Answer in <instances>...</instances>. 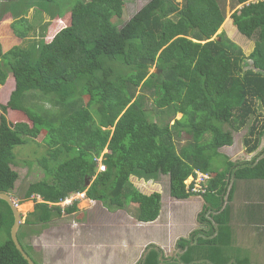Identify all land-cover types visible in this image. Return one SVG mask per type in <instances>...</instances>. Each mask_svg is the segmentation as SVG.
<instances>
[{
    "label": "trees",
    "instance_id": "16d2710c",
    "mask_svg": "<svg viewBox=\"0 0 264 264\" xmlns=\"http://www.w3.org/2000/svg\"><path fill=\"white\" fill-rule=\"evenodd\" d=\"M235 3L232 24L254 41L248 57L216 35L229 23L219 0H150L130 19L126 0H0V38L8 29L14 43L24 42L33 32L30 9L49 18L27 47L0 44V194L11 195L18 180L15 147L41 137L47 148L44 178L24 192L35 204L21 227L75 214L76 200L58 205L79 194L111 212L132 206L136 222L152 223L161 195L142 194L130 178L164 176L170 198L200 196L205 205L197 229L176 241L179 254L160 261L162 251L148 245L140 264H232L229 181H264V150L221 171L210 163L235 132L246 130L245 154L264 139V0ZM247 60L252 69L244 70ZM196 173L208 177L202 195L184 184ZM13 221L0 200V230L8 224L0 264H28L11 240Z\"/></svg>",
    "mask_w": 264,
    "mask_h": 264
},
{
    "label": "rangeland",
    "instance_id": "374dc122",
    "mask_svg": "<svg viewBox=\"0 0 264 264\" xmlns=\"http://www.w3.org/2000/svg\"><path fill=\"white\" fill-rule=\"evenodd\" d=\"M5 1V0H3ZM7 1V0H6ZM150 0H126L125 10L127 13V18L130 19L136 12H138L146 3H148ZM179 5L182 3L183 0H174ZM221 8L224 10L225 13V19H229V23L224 25L222 28H220L216 35L220 33H224L226 37L234 44H236L242 51L245 57H248L249 54L253 51L254 48V41L248 40L243 35H241L236 27L232 24V21L230 19V15L233 13L234 10H237L240 8V6H236L235 0H219ZM65 18L68 16V11L66 10L64 12ZM27 19L30 21V23L33 26V32L29 37L20 44V42L14 43L15 37L10 32V30H4L5 34L3 37L0 38V44H2L3 48H6V45L9 43L8 48L20 44L23 47H27L31 42H33L34 39H36V36L39 31V27L46 23L49 18L47 15H39L36 12V9H30L26 13ZM216 36L213 38L215 39ZM11 40V41H10ZM244 70L252 69L251 68V62L248 60L244 64ZM155 72V69H151L150 73ZM7 90V88H6ZM2 92V91H0ZM6 91L3 92L4 97ZM1 94V93H0ZM1 103V101H0ZM33 104H38V106H43L45 109H51V106L43 102L41 99H34ZM149 105H151V101L149 102ZM149 110V109H148ZM259 113L262 116L261 121L264 122V109L259 108ZM2 115L0 110V116ZM164 117V116H163ZM166 118V116L164 117ZM181 115H177L176 119H180ZM251 124V122H250ZM226 128V127H225ZM227 129V128H226ZM246 134V130H241L239 132L233 133V147L231 146L230 152L228 151V147H225L223 149H220L218 152L219 155L212 156L210 163L211 167L214 170H224L227 165V158L226 156L230 155L232 152H235L236 148L242 147V139L244 135ZM208 137L206 136V139ZM183 140V139H182ZM47 148L45 146V143L43 142L42 138L40 137L37 140H33L30 143L24 145L15 147L13 150L14 154V165L12 166V169L18 174V180L15 183V188L12 191L11 195H9L12 200L17 204L18 207L26 206L29 204V207L20 210L21 213V225L24 224L25 220L27 219V215L32 213L34 208V201H23L24 192L26 191L29 184L36 183L41 181L44 178L42 167L40 166L39 162L46 156ZM101 166V165H100ZM100 170V168L98 169ZM189 178L187 183L189 182ZM143 181V182H141ZM141 182V183H139ZM130 183L141 190V187H144L143 191L139 190L142 194H152V193H159L161 195V209L160 214L164 217L166 211L168 208H170V204H173L174 207L177 208V210H182L186 215L185 218L183 217V212L178 211L177 220L180 222H185L183 228L174 229L173 234H160L159 232H156L154 228L152 227H143L139 230L138 235L140 236L141 242L144 240V234H152L153 236L157 235V240L160 242V245L165 247V257H169L172 253H174V241L178 238H183L188 232V230L192 227V219H191V209H186L182 203L175 202L169 197L168 194V177L160 176L157 180H150V181H144L142 179H139L138 177L132 176L130 178ZM77 201V212L71 216H62L60 219H54L51 223H49L47 226H20L18 230V235L20 236L21 243L23 246H25L28 250L30 248H35L32 252L29 250L27 253L29 254L32 261H34L36 264H43L42 257H52L53 260H61V258L64 256V253H61L60 257H57V249H53L50 247V243L42 237L43 231L47 228H52L50 231L51 233H56L55 241L59 242L60 240L69 242V237L73 239L74 231L77 230L79 233L80 230H85L88 228V243L92 242L93 244L100 245L101 247L105 248V246L119 245V238H123L122 232L119 226H122L121 221L126 219H133V215L135 213V209L132 206H128L124 208L123 210H115L112 214L111 211L106 210L100 203L96 202H90L89 200L85 199L83 194L80 195H73L67 201L60 203L58 206L61 208H64L68 205H70L72 202ZM172 201V202H171ZM36 202H40L38 198H36ZM120 211V212H117ZM116 212V213H115ZM112 214V215H110ZM80 222L83 224L80 225ZM76 225L80 226L79 228H75ZM84 227V228H83ZM157 230V229H156ZM11 231V228L9 230V233ZM87 232V231H85ZM158 233V234H157ZM54 235V234H52ZM52 235H49L50 237ZM85 236H87L86 233L82 234L81 236H74L73 241H76L77 243L81 242ZM159 236V237H158ZM35 239H39V241H36ZM8 240V224L5 223L3 227L0 230V245L4 244ZM31 249V250H32ZM174 249V250H173ZM119 249L116 248V251ZM48 251H51L48 253ZM36 252V253H35ZM113 256L118 252H113ZM143 253V252H142ZM57 254V256H56ZM124 254V253H123ZM122 254V255H123ZM179 254V251L176 253V255ZM83 257V255L79 252V250H72L70 253H68L66 256L63 257L65 263L67 264H74L78 263ZM50 259V258H49ZM141 259V257H140ZM87 260V257H86ZM137 264V258H134V263Z\"/></svg>",
    "mask_w": 264,
    "mask_h": 264
},
{
    "label": "crops",
    "instance_id": "0c3cea01",
    "mask_svg": "<svg viewBox=\"0 0 264 264\" xmlns=\"http://www.w3.org/2000/svg\"><path fill=\"white\" fill-rule=\"evenodd\" d=\"M228 148V151L230 152L231 148ZM263 150L264 139L261 140L258 149L253 154H245L243 147H239L235 149V152H232L228 156H226L225 154L224 156L225 158H227V162L235 164L237 163V161L247 162L254 158H257L259 154L263 152ZM143 189L144 187H141L142 191ZM229 189H231L232 191L231 200L228 203L230 209L229 227L231 230L232 239L230 250L232 257L234 258L232 264L236 262V260L242 259L248 260L249 264H264V181L231 179L229 181L227 190L229 191ZM174 201L182 203L186 209H191V219L193 223L187 234L183 236L186 237L190 232L197 229L198 224L196 218L202 211L205 203L200 196L190 197L182 201ZM178 211L182 210H177V208L174 207L173 204H170V208H168L164 217L159 214V217L156 219V221L147 224L138 223L131 218H124L123 221L119 222L122 225L119 227L122 232L121 237L123 238H119V245L117 246H114L112 244L103 248L100 245L98 246L96 244H93L92 242L88 243L87 227H85V230L79 229V233L77 232V230L74 231L73 239L74 236H81L84 233L87 234V236H85V238L79 243H77L76 241L72 242L73 239H71L70 237L68 239L69 242L63 240L56 242L55 237L57 234L54 232H50L52 228L45 229L43 231L42 237L45 240L48 239V237L50 238V240L46 241L50 243L51 248L57 249V257H60L61 253H64V256H66L72 250H79L84 258H82L78 263L74 264H133L134 258H137V263H139L141 260L140 257H142L143 254L142 252H144L148 245H154L158 247L162 251L164 257V252L166 250L165 247L161 246L160 242H158L156 238L157 235L153 236L152 234L145 233L144 240L143 242H141V238L138 235L139 230L147 226L154 228L156 232H159V235H171L173 234L174 229L176 231V229L178 228H183L185 224V222H180L177 220ZM113 212L114 211H112V214ZM185 215L186 214L183 212L184 218ZM82 224L83 223L80 222V225ZM79 227L80 226L76 225L75 228ZM49 235L52 236L50 237ZM35 240L39 241V239ZM177 240L178 238L174 241L173 245ZM116 248L119 250L116 251ZM31 249L32 248L29 249L31 252L35 250V248H33L32 250ZM49 252L51 251H48V253ZM113 252H118V254L116 253L112 258V255L114 254ZM176 253L177 251L174 250V253H172L169 257L171 258L172 255H174L175 257ZM63 257L61 258V260L59 258V260L56 261L53 260L52 257L43 256L42 260L43 264H67L65 263Z\"/></svg>",
    "mask_w": 264,
    "mask_h": 264
},
{
    "label": "water",
    "instance_id": "95a60500",
    "mask_svg": "<svg viewBox=\"0 0 264 264\" xmlns=\"http://www.w3.org/2000/svg\"><path fill=\"white\" fill-rule=\"evenodd\" d=\"M0 200L4 201L10 208L12 215H13V225L11 227V231H10V237L11 240L15 246V248L17 249V251L21 254V256L23 257V259L28 263V264H35L32 259H30L23 251L22 247L20 246L18 239H17V233L18 230L21 226V213L20 211H18L17 209V205L15 204V202L12 200V198L9 195L6 194H0ZM148 254L147 250H144L141 260L140 262H142L146 255ZM163 253L160 255L159 260L162 261L163 260ZM174 255L171 256V258H173Z\"/></svg>",
    "mask_w": 264,
    "mask_h": 264
},
{
    "label": "built area",
    "instance_id": "2783aa9c",
    "mask_svg": "<svg viewBox=\"0 0 264 264\" xmlns=\"http://www.w3.org/2000/svg\"><path fill=\"white\" fill-rule=\"evenodd\" d=\"M99 171H103L104 167L101 165L100 166V161H99ZM189 182L187 181L184 183L186 186V191L192 194H197V195H202L205 193V188L204 186L206 185V181L208 180L207 176L201 175L196 173L195 177H190Z\"/></svg>",
    "mask_w": 264,
    "mask_h": 264
},
{
    "label": "bare ground",
    "instance_id": "6f19581e",
    "mask_svg": "<svg viewBox=\"0 0 264 264\" xmlns=\"http://www.w3.org/2000/svg\"><path fill=\"white\" fill-rule=\"evenodd\" d=\"M28 207H29V204H27L26 206L18 207V209H20V210H24V209H26V208H28Z\"/></svg>",
    "mask_w": 264,
    "mask_h": 264
},
{
    "label": "clouds",
    "instance_id": "9594fccd",
    "mask_svg": "<svg viewBox=\"0 0 264 264\" xmlns=\"http://www.w3.org/2000/svg\"><path fill=\"white\" fill-rule=\"evenodd\" d=\"M101 165V164H100ZM202 175V174H201ZM84 196V195H83ZM67 201V200H66ZM16 204V203H15ZM17 205V204H16Z\"/></svg>",
    "mask_w": 264,
    "mask_h": 264
},
{
    "label": "flooded vegetation",
    "instance_id": "af4514ba",
    "mask_svg": "<svg viewBox=\"0 0 264 264\" xmlns=\"http://www.w3.org/2000/svg\"><path fill=\"white\" fill-rule=\"evenodd\" d=\"M164 256V255H163ZM137 264H140V262L139 263H137Z\"/></svg>",
    "mask_w": 264,
    "mask_h": 264
}]
</instances>
